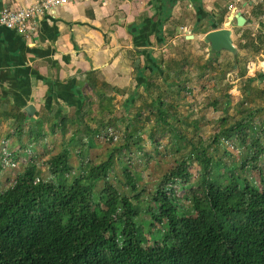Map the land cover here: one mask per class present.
Masks as SVG:
<instances>
[{
  "label": "trees",
  "instance_id": "obj_1",
  "mask_svg": "<svg viewBox=\"0 0 264 264\" xmlns=\"http://www.w3.org/2000/svg\"><path fill=\"white\" fill-rule=\"evenodd\" d=\"M225 17L226 9L215 28ZM244 30L235 28L236 47L264 54V33L249 43ZM184 49L183 58L157 61L154 49L133 48L127 84L92 69L78 80L90 88L80 106L54 105L29 128L24 112L14 117L19 125L6 140L16 136L19 150L0 156V264H264V105L230 120L229 93L202 98L200 108L223 110L215 132L204 136L197 120L176 110L182 91L191 94L192 84L222 92L220 68L234 71L241 59L220 62L209 47L210 57L195 62ZM240 68L246 104L262 99L264 71L246 77L247 62ZM187 107L192 114L193 104ZM152 121L147 136L156 156L143 145ZM134 152L145 165L160 155L158 166L174 164L146 197Z\"/></svg>",
  "mask_w": 264,
  "mask_h": 264
},
{
  "label": "crops",
  "instance_id": "obj_2",
  "mask_svg": "<svg viewBox=\"0 0 264 264\" xmlns=\"http://www.w3.org/2000/svg\"><path fill=\"white\" fill-rule=\"evenodd\" d=\"M33 1L0 0V11L5 7H26ZM229 2L79 0L59 7L55 14L43 16L32 37L26 38L0 25V145L2 141L9 143V150L4 152L16 151L21 143L16 136L6 140L15 134V123L19 125L14 117L24 112L28 118L25 127L29 128L33 126L31 117L45 116L54 105L67 109L80 106L79 95L88 85L80 87L78 80L82 73L92 69L101 70L114 85L127 84L135 75L129 69L133 48L154 49L157 61L176 56L181 48H195L204 32L215 28L224 9L227 21ZM239 2L244 9L238 5L237 11L245 14V27L251 28L252 23L254 29L264 33L260 15L256 18L253 14L261 2ZM236 25L234 20V41ZM240 51L237 48V53ZM29 104L35 105L33 115L26 112ZM1 153L3 150L0 156Z\"/></svg>",
  "mask_w": 264,
  "mask_h": 264
},
{
  "label": "rangeland",
  "instance_id": "obj_3",
  "mask_svg": "<svg viewBox=\"0 0 264 264\" xmlns=\"http://www.w3.org/2000/svg\"><path fill=\"white\" fill-rule=\"evenodd\" d=\"M260 1V0H259ZM236 5H239V8L244 9L243 5L241 2H236ZM253 14L256 16V18H258V8H255L253 10ZM222 26H225L224 24H222ZM251 28H249L248 26L246 27H242L245 28V32H246V36H248V42L252 43L253 41H255V39L257 38L258 35L262 34V32L254 29V25L251 23L249 25ZM235 30V29H234ZM255 32V34H254ZM203 36L201 38H199L198 42H196L195 44V48H193V46L190 47H186L187 49H184V51L186 53H190V51L192 52V58L193 60L196 61H200L201 57H210L211 53L209 51V47L207 46L206 48L203 46ZM183 49V48H182ZM167 50V49H166ZM168 51L170 53H173L170 49H168ZM220 56H218V59L221 61L225 60L226 57H230L232 58L234 56L233 53L229 52V51H220L218 52ZM239 53V54H238ZM237 54L239 55V58L241 59L240 63H238V65H236V69L234 71H229L227 68L223 67L220 68L221 72H222V82H223V89L222 92H213V91H206L203 90L200 86L199 87H194L192 84H189V87H193V91L192 93H188L186 95L185 91H182L183 97L186 95V97H182L179 100V106L176 108V110L178 112H181L184 116H182L183 118H187L189 121H195L197 120L198 125L200 127H202V133L204 134V136L207 135H211L215 132L216 130V126L219 124L220 118L223 114V110L222 107L219 105L218 107H210V108H200L198 106V104L202 101V98L204 97H209L211 101L220 98L224 93H229L230 96L232 97V100L229 102V110L227 111V116L228 119L230 117V120L233 119V117L236 115V117L239 115L238 114V110H244L245 108L249 109V110H254L256 108H258V106L260 104L264 105V96L262 99H259L258 101L252 102V103H248L246 104V102L244 101L245 98V93H246V89L243 88V84L242 82L246 81L247 78H242L239 75L241 74V67L244 66V62L246 61L247 63L255 61L256 63H258L259 61H264V54L259 53L257 56H252L250 54V52L248 50H241L240 52H238ZM176 57L183 58L184 57V53L183 50L180 52H177ZM207 58V59H208ZM259 65V64H258ZM260 66H262L264 68V64H261ZM259 67V66H258ZM243 71V70H242ZM264 71V70H263ZM214 72V71H212ZM251 72L253 73L252 69ZM248 71L246 77H253L252 73ZM215 73V72H214ZM237 76V77H236ZM132 81V80H131ZM114 83V81H113ZM259 83L258 80L254 81L252 83V85H257ZM122 84H126V83H121V84H117V85H121ZM162 88H164L165 85L161 84ZM85 88H87V90H89V86H86ZM259 89L262 91H264V83H262L259 87ZM175 90V89H174ZM156 91V89H155ZM120 97V101H123L126 97H128V92L124 95V96H119ZM138 101H142L141 99ZM198 103V104H197ZM260 103V104H259ZM138 104H140V102H137V106H135V109H132L130 112V116L134 117L136 112H137V108H138ZM189 104H193V113L192 114H188V107L187 105ZM223 104V102H222ZM119 109L122 110L123 106L122 104L118 105ZM191 110V109H190ZM243 116H247V112L242 113ZM37 119H39L38 117H35L32 122H36ZM171 121L176 122L173 118H170ZM154 121L147 123V125L144 128L145 131V138L143 141V145H144V150L147 151L148 153L156 156L157 154H154L153 151V147L151 146L150 140L147 136V134L150 132L152 126H153ZM177 123V122H176ZM35 127V126H33ZM1 131V129H0ZM5 131H7V129H5ZM4 135V134H3ZM2 144L0 145V151L3 150V152L5 150H9L8 144L9 143H3V141L1 142ZM6 144V148L5 147ZM223 144V146H226L229 150L236 152L237 150L234 149V146L231 145V143L227 142V141H222L221 145ZM19 146H17V150H19ZM177 149V146H173L172 147V152H175V150ZM9 153V151H7ZM9 155V154H8ZM28 155V154H27ZM24 157V156H23ZM132 157H134V162L135 165L138 166V169L140 171H142V179L140 180V190H142L144 187L146 188V192L145 197L147 195V193H149L150 191L152 192V190H154V188L156 187V183L159 181V179L161 178L162 174L164 173V171L166 169H169L171 166H173L174 164L172 163H167L162 161L160 164V166H158L157 160L158 158L162 159V155H160L158 158H153L148 165L146 163V157L141 155L140 152H134ZM3 161V160H2ZM24 162V161H23ZM72 165L74 166L75 169H77L76 172H80L79 171V163L78 160L76 158V156L72 155ZM262 165H264V163H262ZM19 166V165H18ZM21 168V167H20ZM19 167L17 169H11L9 168L7 171H9L10 173H15L13 172V170L18 171L20 169ZM5 173V172H4ZM145 207V206H144ZM149 216L145 215L143 216V219H145V222L148 220Z\"/></svg>",
  "mask_w": 264,
  "mask_h": 264
},
{
  "label": "built area",
  "instance_id": "obj_4",
  "mask_svg": "<svg viewBox=\"0 0 264 264\" xmlns=\"http://www.w3.org/2000/svg\"><path fill=\"white\" fill-rule=\"evenodd\" d=\"M79 0H34L29 6L21 8L5 7L0 11V25L20 33L24 37H32L39 30L40 19L48 14H55L59 7L78 2ZM240 0H230L228 7L229 12L237 8L236 2ZM263 5V11L260 19L264 22V0H260ZM259 64V65H258ZM261 64L264 61H255L247 63V69L255 76L258 70H264ZM259 66V67H258Z\"/></svg>",
  "mask_w": 264,
  "mask_h": 264
},
{
  "label": "water",
  "instance_id": "obj_5",
  "mask_svg": "<svg viewBox=\"0 0 264 264\" xmlns=\"http://www.w3.org/2000/svg\"><path fill=\"white\" fill-rule=\"evenodd\" d=\"M236 20V27H245L247 18L242 11H237V8L233 9L224 23L225 26L214 28L212 30H206L204 32V42L209 45L210 49L216 52L229 51L234 55L237 54V47L233 39L232 23ZM26 112L29 115H33L35 112V105L29 104L26 107Z\"/></svg>",
  "mask_w": 264,
  "mask_h": 264
}]
</instances>
